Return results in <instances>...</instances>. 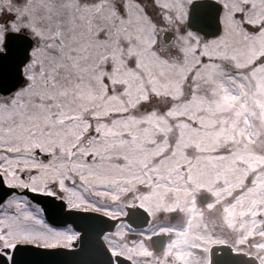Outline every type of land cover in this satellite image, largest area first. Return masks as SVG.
Returning a JSON list of instances; mask_svg holds the SVG:
<instances>
[{"label": "rangeland", "instance_id": "obj_1", "mask_svg": "<svg viewBox=\"0 0 264 264\" xmlns=\"http://www.w3.org/2000/svg\"><path fill=\"white\" fill-rule=\"evenodd\" d=\"M192 1L0 0V47L7 31L29 34L32 48L51 36L64 45L53 53L57 78L77 117L75 154L63 168L36 169L17 152L0 160V174L70 209L115 218L129 205L143 207L150 221L135 238L125 222L103 235L112 254L133 264H208L211 245L235 251L246 239V248L264 251V0H217L221 32L210 39L180 31ZM195 140L226 150L197 152ZM175 151L183 160L157 170V157ZM211 155L216 166L228 165L223 174L236 173L232 181L197 179L184 166ZM156 233L169 235L160 252L149 244ZM75 238L70 226L47 225L24 197L0 205V249L68 247Z\"/></svg>", "mask_w": 264, "mask_h": 264}, {"label": "water", "instance_id": "obj_2", "mask_svg": "<svg viewBox=\"0 0 264 264\" xmlns=\"http://www.w3.org/2000/svg\"><path fill=\"white\" fill-rule=\"evenodd\" d=\"M221 5L215 0H194L189 5L187 27L199 32L205 38L217 36L221 30L219 15ZM168 41L166 35L163 36ZM11 49L9 57L0 61V83L12 85L18 76L17 64L23 51L32 47V39L22 33L7 32L2 45ZM22 80L15 83L13 91L21 84ZM19 190L8 187L0 174V204L11 194L22 195L39 205L47 222L53 226L71 225L79 232L72 248L41 247L33 244L17 243L10 249L0 251V264H132L121 255L112 256L107 249L102 235L112 231L118 221H126L131 227L140 229L149 221L146 210L135 205H129L123 217L109 218L94 211H82L66 208L65 202L54 197V194H45L38 191ZM53 195V196H52ZM201 203L207 201V196L201 194ZM166 240L165 234H155L150 237V244L155 252L160 251ZM6 248V246H5ZM219 251V252H218ZM210 264H257V262L244 254L234 253L227 246L212 247ZM9 255V257H7Z\"/></svg>", "mask_w": 264, "mask_h": 264}, {"label": "snow or ice", "instance_id": "obj_3", "mask_svg": "<svg viewBox=\"0 0 264 264\" xmlns=\"http://www.w3.org/2000/svg\"><path fill=\"white\" fill-rule=\"evenodd\" d=\"M56 15H63V8ZM42 39V45L23 51L18 60L15 83L24 80V87L13 91L15 83H0V160L8 153L23 152L18 159L47 170L63 168V161L74 157L77 117L64 78H57L59 59L53 53L64 45L57 44L55 36ZM10 52L5 44L0 61Z\"/></svg>", "mask_w": 264, "mask_h": 264}, {"label": "bare ground", "instance_id": "obj_4", "mask_svg": "<svg viewBox=\"0 0 264 264\" xmlns=\"http://www.w3.org/2000/svg\"><path fill=\"white\" fill-rule=\"evenodd\" d=\"M168 40L170 37H167ZM260 40H264V29L260 35ZM264 48V45H261V49ZM182 142H186L188 140H181ZM194 141V140H193ZM196 144L198 146L197 152L199 151H205V152H214V153H219V152H224L226 150V148L223 146L219 147L216 145H212V142H210V140H195ZM227 143H230V140H226ZM202 144H206L209 146L206 147H201ZM211 145V146H210ZM230 149H234V147H229ZM164 154V153H163ZM158 160L156 162V169L159 171H165V166L166 163H170L173 167H176L177 164H179L182 160L183 157L180 156L178 154L177 151H175L174 153L169 154L167 157H157ZM201 159V161L203 162V164L201 166H199V163H192V164H185L184 166L189 169L191 172L194 171L195 176L197 177V179H207L209 176L214 178H221V183L223 181H232L235 177H236V173L233 172L232 174L228 173L227 174H223L221 171L222 170H226L227 168V164H222V165H217L218 167H220L221 169L219 170L218 167L215 165V161L214 158L211 156H207L206 159ZM205 162H204V161ZM246 165L242 160L239 161L238 166L242 167ZM250 167V166H249ZM232 171V169H231ZM259 185H262V183L260 182Z\"/></svg>", "mask_w": 264, "mask_h": 264}, {"label": "flooded vegetation", "instance_id": "obj_5", "mask_svg": "<svg viewBox=\"0 0 264 264\" xmlns=\"http://www.w3.org/2000/svg\"><path fill=\"white\" fill-rule=\"evenodd\" d=\"M246 242H247V239L245 240V242L244 241H240L241 246L245 247V248H243V249L240 248V250H237V249L236 250L240 251L242 253H245L246 255L252 256V257L256 258L259 261V257L262 256V253L264 251L261 250L260 248H259L260 251H258V248H251L250 249V246L248 248H246V246H248V244ZM236 245L238 246V244H236Z\"/></svg>", "mask_w": 264, "mask_h": 264}]
</instances>
